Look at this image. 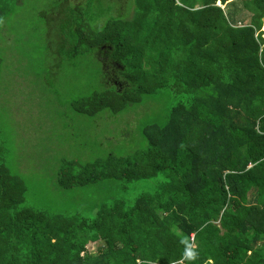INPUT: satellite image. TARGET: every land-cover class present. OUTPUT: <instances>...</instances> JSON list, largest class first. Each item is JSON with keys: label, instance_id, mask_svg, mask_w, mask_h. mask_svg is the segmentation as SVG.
Returning <instances> with one entry per match:
<instances>
[{"label": "trees", "instance_id": "1", "mask_svg": "<svg viewBox=\"0 0 264 264\" xmlns=\"http://www.w3.org/2000/svg\"><path fill=\"white\" fill-rule=\"evenodd\" d=\"M71 1L56 52L89 77L79 108L178 99L142 128L147 148L70 173L74 187L152 182L93 216L26 205L0 140V264H264V0Z\"/></svg>", "mask_w": 264, "mask_h": 264}, {"label": "rangeland", "instance_id": "2", "mask_svg": "<svg viewBox=\"0 0 264 264\" xmlns=\"http://www.w3.org/2000/svg\"><path fill=\"white\" fill-rule=\"evenodd\" d=\"M16 2L0 21V140L7 166L26 180V205L51 215L88 217L110 199L149 190L153 186L149 178L125 188L103 177L74 187L77 178L70 173L108 153L125 157L147 148L142 128L164 121L178 97L162 91L120 110L79 108L74 99L93 90L84 87L80 92L89 77L63 64L56 52L59 23L72 1ZM262 31L264 37V20ZM15 135L17 147L10 140ZM101 243L88 242L86 249L94 253Z\"/></svg>", "mask_w": 264, "mask_h": 264}, {"label": "water", "instance_id": "3", "mask_svg": "<svg viewBox=\"0 0 264 264\" xmlns=\"http://www.w3.org/2000/svg\"><path fill=\"white\" fill-rule=\"evenodd\" d=\"M218 3H219V2H218ZM218 3H217V4H218Z\"/></svg>", "mask_w": 264, "mask_h": 264}]
</instances>
